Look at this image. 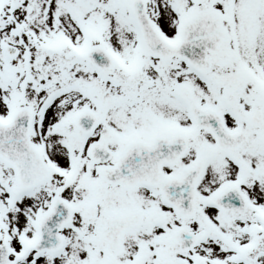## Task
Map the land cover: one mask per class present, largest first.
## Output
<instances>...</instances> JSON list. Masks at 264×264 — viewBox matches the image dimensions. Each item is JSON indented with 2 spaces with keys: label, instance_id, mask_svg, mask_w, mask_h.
<instances>
[{
  "label": "flooded vegetation",
  "instance_id": "flooded-vegetation-1",
  "mask_svg": "<svg viewBox=\"0 0 264 264\" xmlns=\"http://www.w3.org/2000/svg\"><path fill=\"white\" fill-rule=\"evenodd\" d=\"M144 5L154 23L163 29L168 20L173 21L181 11L189 18L201 10L222 9L221 0H144ZM193 6L197 9H192ZM172 9L178 11L166 15L167 10ZM192 11L193 14H189ZM230 29L231 46H234V40L239 38L234 39V36L240 33L234 26ZM58 30L59 27L53 26V33ZM226 34L228 38L227 31ZM105 38L104 31L98 36L92 34L91 46H105ZM227 38L220 46V53L209 54L210 67L206 72L192 68L179 58L166 60L148 49L136 53V44H132L130 59L118 68L101 71L110 82V75L117 69L124 79L122 85L137 93L134 99L124 94L122 98L126 100L112 107L106 88L95 92V86H90V95L86 93L88 90L78 91V99L81 93L90 102H79L80 106L72 107L75 103L60 101L66 89L53 86L49 75L42 76L37 82L39 87L31 86L35 76H31L30 60L24 56L30 45H23V58L20 59L18 48L16 55L9 54L4 61L1 57L8 43H2L0 38V68L9 73L8 81L2 85L5 88L0 86V119H9L16 109L27 107L32 116L31 141L44 158L54 159L49 181L37 189L20 187L13 168L8 169L6 182L0 188V264H264V193L258 195L252 186L255 180L259 182V177L264 178V92L257 87L247 88L255 70L246 62L245 55L228 52ZM34 41L42 46L39 48L42 53H36L40 59L57 56L64 46H69L71 54L78 55L79 44L74 40L76 47L66 41L67 45L61 43L58 49L50 50L39 37ZM227 73L233 75L232 84L218 80V74ZM234 74L240 82L236 86ZM48 76L50 83L42 84ZM164 79H174L168 89L181 95L183 104L187 103L189 109L192 104L189 82L200 89L206 87L208 80L216 83L222 92L210 107L218 112L230 137L223 138L222 142L219 134L208 129L198 130L186 104L178 113L179 117H173L168 108L171 117L160 118L155 109L161 107L160 104L173 105L166 96L165 101L163 97L157 100V86ZM77 84L76 81L68 91L81 88ZM47 86L56 91L44 97ZM181 89L189 93L182 94ZM244 89L251 101L244 102L245 96L240 92ZM34 91L38 92L35 102L30 100ZM142 92L144 98H141ZM239 92V96H235ZM50 98L53 100L47 101ZM140 103L147 111L151 109L150 119L127 116L138 109ZM241 104L243 107H239ZM83 107L102 115L103 119H91L81 128L76 116ZM155 120L158 122L156 131L147 138L139 130L140 126L147 129ZM87 129L90 133L85 132ZM234 135L244 139L237 149L234 148ZM129 137L147 142L161 137L176 148L185 145L175 163L162 166V178L178 176L199 157H207L195 190H187L191 182L107 181L101 171L103 164L88 154V147L92 143H104L113 155L109 163H114V157L123 150ZM62 155L66 164L60 159ZM86 155L93 160V165L88 167L86 162L87 165L80 168L81 161L71 162L72 156L82 158ZM247 156H252L251 160H247ZM240 157L252 165L248 167L247 181L240 180L236 172L242 164ZM80 171L86 172L81 175ZM206 172L216 180L204 181ZM234 184L238 187L234 188ZM239 187L242 192L251 189L250 196L244 193L247 196L244 213L234 206ZM54 204L61 212L53 224L58 244L33 246L41 221ZM179 204L183 208L176 206ZM1 207L6 211L1 212ZM66 216H70V220L62 224Z\"/></svg>",
  "mask_w": 264,
  "mask_h": 264
},
{
  "label": "rangeland",
  "instance_id": "rangeland-1",
  "mask_svg": "<svg viewBox=\"0 0 264 264\" xmlns=\"http://www.w3.org/2000/svg\"><path fill=\"white\" fill-rule=\"evenodd\" d=\"M4 4L0 7V38L1 41H7V43L13 44L20 49V59L23 58V45H30L29 49L24 52V56L28 57L30 60V72L31 76H35L34 82L31 86L39 87L37 82H39L42 76L49 75L50 78L54 81V85L57 89H66L61 93L60 101L66 103H75L72 107L80 106L79 102H85L86 100L83 95L80 93L78 99V91L83 92L88 90L86 93L90 95L89 87L95 86L97 92L106 88L110 93V105L123 103L126 98H122L124 94L126 97L129 95L134 99L137 93L132 91V88H125L122 83V74H120L117 69L116 72L110 75L111 81H107V76L97 70L84 58L85 52L89 46V37L87 28H91V31L97 32L94 27L98 28L103 26L105 30V35L108 40L109 46L113 47L116 50V67L121 66L125 61L131 58V45L134 40L138 38L136 29L132 27L134 19L131 13L130 0H10L13 4V7H8L5 5L9 0H2ZM208 1V0H207ZM222 4V15H223V25L228 32V38L225 44H227L228 52L235 53L239 56L246 58V62L253 65L252 68L255 70L252 78H250L247 88L257 87L258 90L264 92V0H221ZM177 7V6H176ZM178 8V7H177ZM192 9H197L195 6ZM166 15H170V11ZM182 15L179 17H174L173 21L168 20L165 30L166 32L158 28L163 34H171L172 41H175L179 36V22L181 21ZM185 17V16H184ZM132 24V25H131ZM54 27H59L56 33L52 32ZM235 27L239 31V35L234 36L239 37L238 40H234V46H231V27ZM93 27V28H92ZM175 28V29H174ZM135 31V32H134ZM165 32V33H164ZM165 34V35H166ZM167 36V35H166ZM39 37L40 40L46 42H53V38L57 37V42H53L56 45L54 49H58L60 44H65L66 41L73 47H76L73 44V40L79 44L77 45L78 55L71 54L69 46H64L60 49V54L54 57L43 56L42 59L38 58L39 56L36 53H42L38 46L33 43V39ZM67 45V44H65ZM110 47V48H111ZM141 47V46H140ZM25 50V49H24ZM2 56V54H0ZM131 55V56H130ZM8 56L3 54L1 57L2 60L6 61ZM243 57H240L242 59ZM176 60V59H174ZM175 63L177 61H174ZM2 62H0L1 64ZM9 64V62H8ZM41 69V72L38 69ZM46 70V73L44 72ZM23 71V67H22ZM8 72H3L0 68V86L5 85L8 81ZM18 76H21L19 74ZM48 78L47 81L42 82V84L50 83ZM78 82V90L68 91L69 88L73 87L75 82ZM174 79H164L162 83L160 82L157 86L158 96L157 100H160L163 97L164 101L166 100L164 96L168 97L169 101L173 105L157 107L155 113L159 114L160 118L171 117L169 109L173 113V117H179L178 113L182 111L187 103H184L182 97H178L175 92H172L168 87L172 86ZM165 85V87H164ZM190 90V95L192 101L197 102L199 105H212L215 101L214 99L221 94V88L216 85V83L208 80V83L204 89L198 88L196 84L188 83ZM3 89L5 87H2ZM125 89V90H124ZM189 90L181 89V93L187 95ZM54 89L47 86L46 93L44 97H49L54 94ZM52 92V93H51ZM168 92V93H167ZM243 92L245 96V101H251L250 96L246 89L240 91ZM239 93L235 96H239ZM37 91L31 93L30 100L37 101ZM141 98H144L145 93H140ZM169 95V96H168ZM85 96V93H84ZM92 98L94 94L91 92ZM147 96L150 98L151 94L148 93ZM53 100L52 98L47 99V101ZM183 102H182V101ZM131 102V100H128ZM90 102V101H88ZM144 104V101L141 100ZM239 102H242L239 99ZM142 103L138 104L135 110L133 109L129 115L130 118H140V119H150L151 118V109L147 111ZM143 106V107H141ZM164 107V108H162ZM239 107H243L242 104ZM71 108V107H69ZM169 108V109H168ZM65 111V110H64ZM241 111H244L243 109ZM154 113V118L156 114ZM175 118V119H176ZM143 123V122H142ZM157 120L154 121L153 125H149L146 129L144 125L140 126V131H143V134H146V137L149 138L157 126ZM146 129V130H145ZM154 130V131H153ZM239 156H241L239 154ZM242 157V156H241ZM240 157L242 164L240 168L236 169L240 179L247 181V176L250 175L248 172V167L252 166L251 162L248 164L247 161H244ZM247 156V160H251ZM60 159L66 164L65 156H61ZM81 161L80 168L83 165L88 167L93 165V161L86 156L82 158H75L72 156L71 162ZM87 162V163H86ZM264 167V165H263ZM235 170V169H234ZM86 172V171H85ZM84 172V173H85ZM7 167L5 164L0 162V183L6 181ZM80 171V174H84ZM206 172L204 181L211 182V178L215 181V176L207 175ZM226 176L223 175L222 179ZM258 181H254L253 190L259 193H264V178L259 177ZM253 182V180L251 181ZM250 183V182H249ZM1 188V185H0ZM2 189H0V193ZM251 193L249 188L248 192ZM1 197V196H0ZM256 197V196H254ZM256 197L255 199H257ZM1 203V202H0ZM6 208L1 207V212H5Z\"/></svg>",
  "mask_w": 264,
  "mask_h": 264
},
{
  "label": "water",
  "instance_id": "water-1",
  "mask_svg": "<svg viewBox=\"0 0 264 264\" xmlns=\"http://www.w3.org/2000/svg\"><path fill=\"white\" fill-rule=\"evenodd\" d=\"M134 13L137 17L138 23L142 29L143 37L146 43L154 51L160 52L162 56H168L169 54H179L191 62V64L201 70L204 69L205 53L207 50L214 52L217 50V45L224 39V33L220 28V20L217 16L210 12H201L196 18L188 20L183 27L184 41L181 42L178 47L170 48L162 39L157 36L154 31L150 20L148 19L144 9L134 0ZM138 6H137V5ZM93 54H97L99 57H93ZM88 59H92L96 64H101L103 60L111 62L108 54L99 52H90L87 56ZM221 80L226 77L221 76ZM89 111L81 112L82 116L88 117ZM193 114L197 120L204 119L206 117H214L211 111H203L197 108L193 109ZM24 123V122H23ZM19 122L16 120L8 125L0 123V157L12 162L16 169L17 174L22 183L31 185L40 181V178H44L46 175L45 169L39 156L34 152L28 138V128L25 124H22V129L19 128ZM214 130L215 124H206ZM234 136V143L241 142V138ZM157 142L154 145L143 146L138 142L132 143L119 157L116 166L111 168L112 174L124 173L125 178L128 180H141L146 178V175L137 174L135 169H145L147 166H153L151 159L158 162H164L168 159L176 160L179 156V151H174L172 157L166 156L168 153L153 151L156 149ZM167 146V144H163ZM157 164V166H158ZM156 167V166H155ZM201 163L186 169L179 181L182 182H197L200 171ZM158 168L154 171L153 175L156 176ZM134 172V173H133ZM35 182V183H34ZM194 187H192L193 189Z\"/></svg>",
  "mask_w": 264,
  "mask_h": 264
}]
</instances>
